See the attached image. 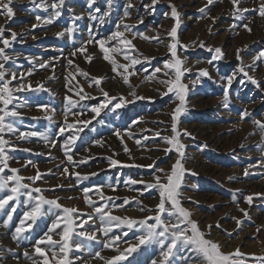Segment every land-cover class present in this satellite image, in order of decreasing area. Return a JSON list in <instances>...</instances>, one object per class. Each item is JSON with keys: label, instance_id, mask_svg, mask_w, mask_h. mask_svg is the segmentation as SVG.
<instances>
[{"label": "rangeland", "instance_id": "obj_1", "mask_svg": "<svg viewBox=\"0 0 264 264\" xmlns=\"http://www.w3.org/2000/svg\"><path fill=\"white\" fill-rule=\"evenodd\" d=\"M41 2L11 0L9 6L14 15L10 18L0 9V27L5 29L0 39L10 41L5 52L11 59L0 60L5 64V80L11 81L9 86L13 88L20 83L31 85L13 93L16 97L13 105L21 116L8 117L6 123H13L20 132L39 133L27 138H18L19 132L3 133L9 146H6L8 168L2 175H13L10 169H18L19 175L25 177L22 182L30 188L21 189L17 199L0 209V252L3 254L0 264H33L34 260L42 264L43 258L35 252V245L46 239L51 225L63 216V208L78 209L88 221L75 229L68 258L73 264H106L107 259L118 253L114 248L103 247V242L127 231L128 235L117 242L123 250L129 243H137L136 237L143 230L138 226L131 230L113 228L109 237H105L104 225L95 207L108 204L110 207L105 211L136 220L154 215L160 200L158 191L150 189L141 195L144 184L130 181L153 183L155 175H164L156 169L170 172L177 159H181L184 168L179 188L181 204L189 210L190 219L197 223L205 238L218 243L225 253L239 249L243 254L239 258L242 264H264V151L261 150L264 132L254 123H264V17L255 11L262 0H239L237 5L232 0H213L211 5L208 0H158L155 4L153 0H131L132 8L127 7L129 0H95L91 7L87 0H65L61 16L51 24L36 19L37 16L47 18L54 11L51 7H38ZM53 2L56 0H43L45 5ZM172 6L178 12V24L171 15ZM237 8L249 11L237 12ZM92 15L98 19L93 20ZM101 16L103 23L99 20ZM125 25L131 30L125 31ZM69 27H74L73 33L57 35ZM173 27L179 40L177 57L183 61L182 70L187 69L180 79L187 88L183 110L176 122L179 141L184 145L182 158L174 148L166 153L164 149L172 146L161 139L174 135L171 116L181 104L176 93L167 92V86L160 83L175 80L174 70L164 68L166 62L176 59L168 47L173 42L169 35ZM117 30L125 31L135 46L130 55L141 60L134 66L135 74L128 76L129 83L123 79L127 73L123 69L113 71L114 66L103 58L104 53L96 43L105 40L106 47H119L123 51V46L111 39ZM12 32L16 33L15 40H11ZM81 46L85 50L72 56ZM216 48L221 49L220 58H216ZM110 54L119 64L130 63L121 52ZM87 56L92 57L91 62ZM241 67L258 85L240 72ZM157 68L161 71L152 77ZM78 69L88 76L81 75ZM132 70L129 68V72ZM166 71L168 75H164ZM203 71L207 72L206 76ZM13 72L17 73V80H11ZM94 77L103 78L98 86L92 83ZM38 85H43V89ZM81 87L91 98L80 100L77 93ZM101 90L115 99L105 105ZM67 97L79 101L70 112ZM118 103L120 106L116 107ZM99 105L105 106L97 114L92 108ZM40 106H47V111ZM245 110L247 116L243 115ZM47 115L52 119H47ZM65 115L67 122L74 125L72 129L67 128ZM60 128L65 131L61 133ZM156 132L161 136L157 137ZM71 135L77 137L75 144L69 145L73 162L67 160L63 148ZM125 145L130 151L125 152ZM81 160L86 162L80 163ZM111 160L118 163L112 164ZM37 171L41 179H27L36 176ZM35 187L42 191L32 192L33 197L42 195L47 200H56L61 207L42 204L40 214L33 221L25 214L37 201L29 199L26 193ZM84 189H91L88 197L95 202L93 205L85 199ZM6 194L7 189L0 192V196ZM100 194L112 199L101 200ZM249 196L251 202L247 200ZM125 198L129 201L127 204H124ZM9 215L11 220L7 219ZM89 215L93 217L91 220ZM164 219L172 218L165 215ZM5 221L7 225L3 226ZM21 221L25 231L14 239ZM60 231L58 228L49 234L58 241ZM79 232L95 233L97 238L91 241L77 235ZM76 243L84 247L76 250ZM40 247L52 264L51 246L41 244ZM58 248L59 245L57 251ZM96 252L105 260L95 257ZM159 253L160 247L155 243L141 245L122 264H151L153 259L159 261ZM193 264L200 262L193 261Z\"/></svg>", "mask_w": 264, "mask_h": 264}, {"label": "snow or ice", "instance_id": "obj_2", "mask_svg": "<svg viewBox=\"0 0 264 264\" xmlns=\"http://www.w3.org/2000/svg\"><path fill=\"white\" fill-rule=\"evenodd\" d=\"M65 0H56V2H53L51 5H45L42 2L37 5L38 7L44 8V7H51L54 11L53 13L48 16L47 18H43L40 16H37V21H41L44 24H51L54 19L61 16V10L62 6L64 5ZM110 2V0H109ZM11 3V0H0V9L3 10V14H5L7 17H12L14 15L12 8L9 6ZM33 3H35V0H33ZM87 3L89 7H91L95 0H87ZM158 3V0H153V4ZM213 3V0H208V4L211 5ZM232 3L234 5H237L239 3V0H232ZM134 5L131 3V0H129V3L127 5L128 8H132ZM96 11H99L97 8ZM200 11L203 13L204 9H200ZM248 9H239L237 8V12H247ZM255 11L258 12V14L262 17H264V0H262L260 6ZM107 13H105L106 15ZM128 13L125 12V16H127ZM171 15L176 18L177 24L179 23V15L175 8V6H172V12ZM81 17H76V19H80ZM93 20L98 19L95 15H92L91 17ZM240 18V17H238ZM99 20L101 23H103V16L99 17ZM143 22L142 20L140 21ZM35 27V25H34ZM244 27L247 28V25H244ZM119 28V26H118ZM125 31H130V27L128 25L124 26ZM4 27H0V38L4 35ZM125 31L117 30L113 33L111 39L117 41L118 45H122L124 50L122 51L119 47H106L105 46V40H99L96 41V43L99 44L100 49L104 53V59L106 61L111 62V64L114 66L113 71H117V69H123V73H127V75H123V73H120L123 75V79L125 83H129L128 76L135 74L134 66L136 64L141 63V60L136 58L135 56L130 55L131 51H135V46L132 44V41L128 39L125 36ZM250 31V29H249ZM65 32L68 34H71L74 32V27H69L65 29V31L57 33L58 36H64ZM11 40L16 39V33L12 32L11 34ZM170 37L172 38V43L168 45L169 50L173 57H176L175 62L169 60L165 63L164 68L165 69H172L174 70L175 74V80H162L160 83H163L167 86V92H175L177 95V98L180 100L181 104L178 106L172 116V132L174 133L173 136H163L161 139L168 145H171L172 147L164 149V151L171 152L173 148L176 152L179 153V156L183 157V151L184 145L180 143L179 136L180 132L177 130L176 122L179 120V116L183 110L184 101H185V93L187 86L180 83L181 77L184 75V71H187V69L182 70L181 65L183 64V61H181L177 57V45L179 44V40L177 38V29L176 27H173L169 32ZM144 39H159V37H147L143 36ZM93 41H89V43H92ZM0 43L3 44V47H0V60L7 62L11 59L9 55L6 54L5 49L9 47L10 41L9 39H0ZM201 47H204L203 43L200 45ZM182 47H187L186 45ZM85 50L84 46H81V48L77 49L76 51L72 52L71 55L75 56L76 52H83ZM209 51H213V49H209ZM216 53V58H220L221 56V49L216 48L214 49ZM121 52L125 60L130 61L128 64H119L110 53H116ZM142 55V54H140ZM86 59L91 62L92 57L87 56ZM144 59H150L145 57ZM69 64H72V60L68 61ZM46 65L41 64V67H45ZM5 64L0 63V192H4L7 189V194L4 196H0V209H3L6 204H8L9 201L15 200L21 195V189H29L30 185L25 184L22 181L25 179V177H22L19 175L18 169H10V171L13 173V175L5 176L2 175L5 172V169L8 168V156L6 153V146H9V141H7L3 133L12 132L16 133L19 132L18 138H27L31 136H37L39 133L37 132H20L19 129L15 128L13 126V123H6V118L8 117H20L21 113L16 110V105H13L14 92H20L23 90H26L28 88H31L30 84H24L20 83L15 88L10 87L11 81H6L5 76L6 72L4 70ZM129 68H132L133 70L129 72ZM81 75L88 76L87 73L83 72L82 70H79ZM147 71V69H145ZM161 69L157 68L152 74V77L155 76L156 72H160ZM240 72L244 73L245 76L248 77V79L253 83L258 85V81L254 79L252 76L248 75V73L245 71L243 67L240 68ZM203 75H207L206 71L202 72ZM31 75V73H29ZM164 75H168V72L166 71ZM152 77H148L147 79H151ZM20 79L23 80L24 76L23 74L20 75ZM101 78H92V83H95L97 86L102 81ZM11 80H17V73L13 72L11 73ZM232 82V78L230 77L228 79V84L230 85ZM91 86V83L90 85ZM40 89H43V85L37 86ZM72 89L70 88L69 91ZM103 96L106 98L105 105L111 101V99H115V97L109 98L107 92H103ZM167 92L164 94L166 95ZM79 95L80 100H83L85 98H91L88 96V94L83 93L82 87L80 88V92L77 93ZM132 95H135L133 92ZM138 99L141 97H137ZM69 105V112L72 107H74L77 103H79L78 100H73L71 97L66 98ZM225 100H227V94H225ZM9 105H13L12 108H9ZM105 105H99L97 107L92 108V111L95 113H99V110L101 107ZM120 104L118 103L116 107H119ZM43 109L47 111V106H40ZM54 111V110H52ZM244 116H247L248 113L245 110L243 113ZM47 119L51 120L52 116L47 115ZM87 123V122H84ZM256 125L259 126L261 132H264V123L260 121H254ZM65 124L68 129H72L74 127L73 124H69L67 122V115H65ZM65 131V128H60V132L63 133ZM186 135H190L185 132ZM116 135L119 137L120 133L117 132ZM155 135L157 137H160V132H156ZM44 139L47 140V137H44ZM77 137L75 135H71L67 138V140L64 142L63 148L65 150V155L67 157V160L69 162H73V156L70 154L71 149L69 145H74L75 140ZM97 144H100V141H96ZM136 143L139 145L141 144L140 140H137ZM54 146V145H53ZM125 152L130 151L127 148V145L124 146ZM262 151H264V147L261 148ZM86 161L81 160L80 163H84ZM112 164H117L118 161L111 160ZM146 167L154 168L155 165H147ZM157 172L163 173V177L160 175L154 176V182L153 183H145L143 180L137 181V180H131L130 182L132 184L141 183L144 184V189L141 190V195H143L144 191L150 190V189H156L159 193V203L156 206L155 214L149 215L143 218L142 220H136L130 217H120V216H114L112 215L111 211H105L106 208H109L110 206L108 204H103L98 207H95V213L98 215L100 221L104 225L102 231L103 235L105 237H109V233L112 232L113 228H121L126 227L128 230H131L133 226H138L143 230V234L136 237L137 243L132 244L129 243L128 247L121 250L117 244L119 240L123 236H127V231H124L121 233V235H112L107 241L103 242V247L105 248H114V250L118 253L117 255L112 256L111 258L106 260V264H122V261L127 260V257L131 255L132 252L137 251V249L141 245H147L150 243H155L159 245L160 247V259L159 261L156 259H153L151 261V264H181V262H185V264H193V261H199L200 264H242L241 260L239 259L243 254L240 253L239 249H237L235 252L232 253H225L221 251L220 245L214 241H211L209 239L205 238V234L200 231L197 223L195 221H192L190 219L191 213L189 210L184 208L181 204L180 200V193L179 188L181 184V177L184 172L183 165L181 163V159H177L176 163L172 166L170 172H165L164 169H156ZM64 172L67 173L68 169L65 168ZM248 171L245 170V175H248ZM79 177V174H76ZM28 180L35 181L41 179V174L39 171H37V175L34 177H28ZM10 183L13 185L9 187ZM41 189L39 187L31 188V191L27 192L29 199H35L37 201L35 207L32 208L30 212H27L25 215L28 219H31L35 221L37 216L40 214L41 211V205L42 204H48V205H54L57 208H60L61 206L56 200H47L42 195L33 197L32 192L35 193H41ZM91 191V189H84L85 199L88 201L90 205H93L95 202L92 201L88 197V193ZM101 200H111V197H104L102 194H100ZM252 197H247V200L251 202ZM129 201L127 198L124 200V204H127ZM139 203V201H137ZM123 205H112L111 207H122ZM144 208H141V211H144ZM11 211H15L13 208ZM63 216H59L56 221L51 225V227L48 230V233L45 234L46 239L39 240L35 245V252L43 258L42 264H49V258L44 251L40 247L41 244H46L51 246L52 249V264H73V261L68 258V254L70 251H72V246L70 245V241L72 239V235L76 228H82L85 223L88 221L83 219V216L79 213V210L76 208H63ZM153 211V210H149ZM243 211V210H241ZM165 215L171 217L172 219H164ZM246 215V213H245ZM11 215L7 217L8 220H11ZM93 217L91 215L88 216V220H91ZM77 219H79V223H77ZM149 221H153V223H149ZM239 224L240 221H237ZM7 225V221H5V225ZM24 222L21 221V226L16 228V235L13 237L14 239H18L19 235L25 231L24 228ZM63 227L61 228V226ZM30 227V225H29ZM211 227V225L209 226ZM60 228L61 231L58 233L60 235V240H53L52 235L49 233L55 232L56 229ZM79 236H84L88 240L94 241L96 240L95 233H87V232H79L77 233ZM127 243V242H126ZM57 245H59L58 251L56 250ZM76 250H81L84 245L82 243H76L75 244ZM58 254L61 256V258L57 259ZM2 252H0V257H2ZM25 256H28V253H25ZM95 257L105 260V257L101 256L100 252L95 253ZM79 259V257H78ZM33 264H41L40 261H33Z\"/></svg>", "mask_w": 264, "mask_h": 264}]
</instances>
